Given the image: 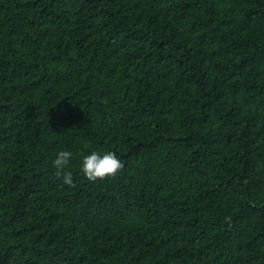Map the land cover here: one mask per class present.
I'll list each match as a JSON object with an SVG mask.
<instances>
[{
  "label": "trees",
  "instance_id": "obj_1",
  "mask_svg": "<svg viewBox=\"0 0 264 264\" xmlns=\"http://www.w3.org/2000/svg\"><path fill=\"white\" fill-rule=\"evenodd\" d=\"M0 264H264V0H0Z\"/></svg>",
  "mask_w": 264,
  "mask_h": 264
},
{
  "label": "clouds",
  "instance_id": "obj_2",
  "mask_svg": "<svg viewBox=\"0 0 264 264\" xmlns=\"http://www.w3.org/2000/svg\"><path fill=\"white\" fill-rule=\"evenodd\" d=\"M73 158L72 149L62 148L52 160L56 176L61 177L65 184L74 182V174L69 167ZM123 166L124 162L115 150H92L80 157L79 171L89 179L96 180L117 174Z\"/></svg>",
  "mask_w": 264,
  "mask_h": 264
}]
</instances>
